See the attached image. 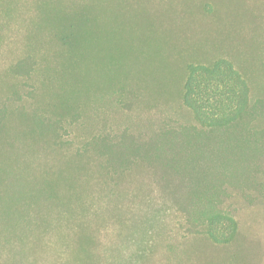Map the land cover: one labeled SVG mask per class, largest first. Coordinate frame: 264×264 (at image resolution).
<instances>
[{
    "label": "rangeland",
    "instance_id": "374dc122",
    "mask_svg": "<svg viewBox=\"0 0 264 264\" xmlns=\"http://www.w3.org/2000/svg\"><path fill=\"white\" fill-rule=\"evenodd\" d=\"M220 62L244 82L247 103L232 130L225 217L210 234L124 199L116 224L93 222L85 250L41 235L34 251L0 247V264H264V0H0V162L52 128L68 141L54 157L94 137L185 131L197 124L184 101L190 68Z\"/></svg>",
    "mask_w": 264,
    "mask_h": 264
},
{
    "label": "trees",
    "instance_id": "16d2710c",
    "mask_svg": "<svg viewBox=\"0 0 264 264\" xmlns=\"http://www.w3.org/2000/svg\"><path fill=\"white\" fill-rule=\"evenodd\" d=\"M25 64H17L18 76ZM189 74L184 101L197 124L185 131L144 132L116 140L111 135L94 137L75 153L54 157L68 141L52 128L51 138L26 135L21 146L25 155L10 153L19 159L2 154L0 228L6 235L0 247L34 251L43 246L42 235L49 240L52 236V247L83 251L91 244L93 222L107 218L116 224L118 202L126 199L133 206L139 198L151 205L147 215L172 213L187 227L201 223L210 234V227L225 217L220 201L230 184L229 161L237 151L232 140L239 133L232 130L245 116L247 90L223 62L192 67ZM20 79L25 87V76ZM37 123V130L45 129ZM90 199L100 205L93 206Z\"/></svg>",
    "mask_w": 264,
    "mask_h": 264
}]
</instances>
